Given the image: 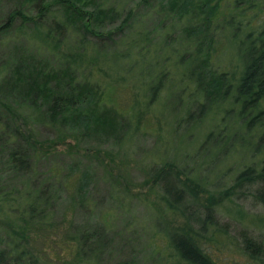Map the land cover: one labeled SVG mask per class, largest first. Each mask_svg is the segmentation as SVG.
Returning a JSON list of instances; mask_svg holds the SVG:
<instances>
[{"label":"trees","instance_id":"obj_1","mask_svg":"<svg viewBox=\"0 0 264 264\" xmlns=\"http://www.w3.org/2000/svg\"><path fill=\"white\" fill-rule=\"evenodd\" d=\"M122 1L17 0L18 5L0 26V34L19 18L20 27L32 24L35 30L41 29L43 40L58 50L64 46L63 41L71 28L81 31L83 42L71 51L60 52L58 68L45 59L31 58L30 62L26 59L15 63L6 61L0 66V73H3L0 74V106L8 114L0 120V157L4 156L9 169L27 170L31 165L30 149L40 150L37 146L41 143L22 127L16 108L9 103L17 94L21 96L19 105L21 102L29 105L35 119L55 128L59 143L67 147L71 144L65 140L66 126L86 135L93 131L104 134L112 131L119 112L109 106V93L98 97L89 81L78 79L81 70L89 68L106 90L129 89L130 112L135 118L130 120L129 130L141 126L144 113L162 92L161 101L166 107L170 106L173 96L176 100L172 104L175 108L179 106L176 112L168 110L170 125L176 124L170 136L188 125L185 138L194 136V130L212 114L214 127L202 140L200 153L209 154L210 144L217 139L220 142L226 139L228 144L221 155H236L239 146L249 147L245 153L250 162L235 175L228 189L210 193L195 184L193 178L185 174L182 177V171L174 169L168 156L161 165L150 166L148 175L150 181L161 188L168 210L185 217L177 227L165 222L169 230L165 231L168 246L180 264H219L201 246L204 237L201 232L216 230L213 211L223 196L238 188H250L253 200L264 209V0H137L115 30L121 31L127 26L133 29L134 24L128 22L133 19L134 11L141 7L150 9L151 13L163 14L158 24L165 25V47L155 48L148 31L136 28L122 51L108 52L104 42L113 40V31L104 33L101 29L105 28V22L113 21L122 11ZM53 5H58L62 17L51 11ZM30 8L36 10L35 15L27 14ZM50 16V24L42 21ZM177 26L186 39V42L180 40L179 46L171 37L172 28ZM88 36L94 40L87 42ZM193 38L199 39V48L207 47L206 52L202 49L190 52ZM222 44L225 45L224 54L216 59L218 65L212 71L206 63ZM201 50L204 58L200 56ZM132 53L139 59L153 55V63L141 68L138 84L130 73L134 65L125 69L120 65L121 72L112 67L114 61H124ZM228 56L231 57L226 59ZM229 130L231 135L226 137ZM127 138L120 140L125 142ZM161 177L165 179L162 184ZM199 191L207 194L201 203ZM175 196L178 201L174 200ZM51 199L49 184L38 188L27 181L21 189H0V228L6 246L0 249V264L9 261L37 264L38 257L30 248L38 238L42 244H57L58 263L99 264L106 246L103 230H86L71 222H54ZM189 206L194 212L190 216ZM194 222L198 230L193 229ZM261 222L258 236L243 233L239 247L242 255L264 264V217Z\"/></svg>","mask_w":264,"mask_h":264},{"label":"rangeland","instance_id":"obj_2","mask_svg":"<svg viewBox=\"0 0 264 264\" xmlns=\"http://www.w3.org/2000/svg\"><path fill=\"white\" fill-rule=\"evenodd\" d=\"M135 1L137 0H123L122 11L113 21L105 22V28L101 29L104 33L113 31V40L109 41L110 44L108 45L107 40L104 42L108 52L122 51L136 28L148 31L152 46L154 45L155 48L165 47L163 37L165 25L158 24L159 20L163 19V14L159 16L151 13L150 9L141 7L134 11L133 19L128 22L134 24L133 29L127 26L121 31L115 30ZM16 4L17 0H0V26ZM51 11L56 16L62 17L58 5H53ZM26 12L29 15L36 14L34 8L27 9ZM42 21L50 24L52 18L44 17ZM40 31L41 29L35 30L32 24L20 27V19H15L8 30L0 34V66L6 61L15 63L22 59L29 62L31 59H45L58 68L60 52L71 51L83 42L81 31L71 28L63 41L64 46L58 50L52 43L43 40ZM171 37L175 38L178 46L182 43L180 40L186 42L179 26L172 28ZM88 38L87 42L94 40L90 36ZM198 42L200 43L197 38L190 41L191 44L193 43L190 52L197 49L206 52L207 47L199 48ZM224 50L225 45L222 44L211 54L210 61L206 63L208 69L213 71V68H216L218 65L216 59L223 56ZM200 56L205 57L203 53ZM152 63L153 55L147 54L139 59L132 53L124 61H114L115 66L112 67L116 72H121L120 65L123 69L134 65L130 73L137 79L138 84L141 68ZM89 69L81 70L78 79L89 81L93 93L98 92V97L109 93V106L119 112V115L115 116L114 129L105 134L101 131H93L86 135L79 129L69 130L66 126L65 140L71 144L67 147L59 143L57 130L48 124L38 122L29 105L24 102L19 105L20 94L15 95L9 103L16 108L22 127L29 130L34 140L41 144L37 146L40 150L30 149L31 165L27 170L9 169L1 154L0 189L7 191L21 189L22 184L27 181L38 188L51 185L53 194L51 217L54 222H64V224L71 222L86 230L99 229L100 232L103 230L106 246L100 256L99 264L123 262L180 264L178 257L168 246L165 231L169 230L165 222L177 227L185 217L168 210L161 188L150 181L149 167L161 165L166 159L165 156H168L174 163V169L182 171V177L187 175L201 188L209 190L210 193H217L228 189L233 184L235 175L250 162L248 154L245 153L249 147L239 146V153L236 155L232 153L221 155L228 148V144L226 139L223 142L217 139L216 143L214 141L210 144L209 154L204 156L200 153L199 146L202 140L214 127V120L210 117L213 116L212 114L194 130V136L188 135L187 138L184 136L190 125L185 126L181 131L173 132L170 136L169 132L175 130L176 124L170 125L169 111L176 112L179 106L175 108L172 104L176 100L173 96L170 106L166 107L162 102L163 92L144 113L141 126L129 130L130 120H135L130 112L129 89L115 87L106 90ZM223 104L224 102L221 103ZM101 111L99 108V112ZM7 115L0 106V120L5 119ZM123 134L124 137L128 136L125 142L121 141V138H124L121 137ZM240 134L242 132L239 136ZM230 135L229 130L226 137ZM164 177L167 178L168 175ZM164 177H161V184L165 180ZM198 194L201 203L202 198L207 194L201 191ZM176 197L174 200L178 201ZM190 209L189 206V216L194 214ZM213 214L217 224L216 230L212 232V229H205V232H201L204 235L201 246L212 259L219 264H259V261H252L242 255L239 247L243 233L258 236L261 220L264 217V209L253 200L250 188H238L232 190L229 195L223 196ZM193 229H199L195 222ZM3 240L4 232L0 228V249L6 247L3 245ZM47 244H42L39 238L31 243L30 249L38 257L37 264H61L58 263L57 244L54 246ZM7 264L15 263L9 261Z\"/></svg>","mask_w":264,"mask_h":264}]
</instances>
